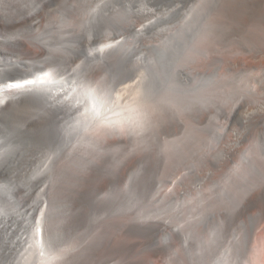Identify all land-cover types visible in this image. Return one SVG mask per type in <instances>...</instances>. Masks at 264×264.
I'll return each instance as SVG.
<instances>
[{
	"label": "bare ground",
	"instance_id": "6f19581e",
	"mask_svg": "<svg viewBox=\"0 0 264 264\" xmlns=\"http://www.w3.org/2000/svg\"><path fill=\"white\" fill-rule=\"evenodd\" d=\"M14 1L16 3H13ZM23 1L27 8L23 7ZM45 2L48 0H0V26L11 21L14 22L12 28H20L9 34L0 32V264H71L80 256L77 251L84 248V239L95 231L93 229L98 226L97 222L102 220L105 213L112 218L122 213L134 214L128 225V232L135 229L144 237L155 235L162 227L157 220L170 219L171 224L174 222L175 226H163L160 245L164 251L177 258V245H181L186 257L200 259L198 264H253L252 241L264 219V102H260L262 99L259 100L255 95L258 93L255 92L256 88L254 95V92L246 94L251 96L250 100L261 103H255L258 105L255 110L259 115L253 121V126L251 125L257 128L254 129L258 130L257 137L254 138L251 148L240 154V164L234 167V170L231 168L235 176L229 177L231 183L217 192L219 195L216 203L229 207L230 213H221L217 215L219 217H203L202 211L195 215L193 208L185 209L186 196L184 198L182 194L184 199L180 200L183 202H179L177 196H182L177 195V185L184 184L185 178L189 176L187 171L180 181L173 183L169 193L163 195L157 188L153 199L148 200L150 189L146 182L150 169L147 168L148 164H145L147 169L144 170L143 164L135 162L136 166L139 165L136 167L138 170L135 169L138 172L133 170L131 175L129 173L125 187L110 195L109 200L117 197L121 200L109 206L108 210H92L86 225L87 228L93 227L90 228L91 231L85 232L84 235L78 231L77 235H72L71 231L69 235V231H62L57 225L58 220L65 215L60 211L65 208L61 207L63 203L60 205L58 202L62 197L56 198L57 191L63 187L57 183L64 182L58 180L64 169L85 172L99 169V160L105 150L109 153L112 150L116 152L128 148L126 152L122 151L125 156L122 155L123 158L119 162L123 169L130 155L134 156L131 153L136 149L144 151V147L153 144L159 145L161 149H172L178 144L179 137H174L178 140L170 141L168 138V141L163 138L164 141H160L156 138V133L151 136L146 134L147 129L153 126L156 128L158 122L165 120V108L181 112L197 105L203 108L206 100L210 101V93L216 90L215 77L204 74L192 79L179 69V65L205 38L208 29L202 19L205 17L206 20L213 21L212 13L217 9L216 4L207 5L194 19L182 23L177 34L170 36L162 35L160 31L164 32L179 23L172 19H161L158 23L152 21L136 29L133 25L135 18L142 15L147 19L150 15L145 16L143 7L134 1L111 2L99 13L88 8L90 12L85 15L82 33L80 29V34L78 31L79 35L76 36H54L50 31L34 34L31 41L41 46L45 53L42 56L30 55V58L23 60L22 54L14 55L10 51L22 53L26 50L27 43L23 38L30 34L25 35L22 29L30 30V27H33L26 25L32 20L37 22V15ZM174 2L175 0H172L171 4ZM18 19L21 20L17 21ZM124 31L128 32V38H122ZM118 33L121 34L117 35ZM111 34L117 35L114 40L102 46L92 47L98 40ZM155 34L161 36V40L164 39V44L154 46L146 54H142L141 51L145 50L140 46L143 36L148 35L150 38ZM77 44L86 49L87 61H81L80 65L75 67L72 65L66 69L59 68L60 72L50 67L53 66L50 60L56 65L59 62L66 64L68 61L82 60V57L73 51L77 49ZM44 60L47 62L43 63ZM28 62L30 64H26ZM141 70L146 73L144 83H140L142 85L124 86L126 88L116 91L119 84H126L133 73ZM139 86V90L135 91ZM234 90L231 88L225 94V99L234 97ZM263 93L261 95L264 96ZM240 101H232L230 106L226 104L221 108L225 122L221 126L215 123L209 129V139L211 136V139L216 138L215 141L220 140L227 134V130L231 131L236 115H243L245 120L253 118L251 106L249 107L253 102L249 104L247 101L248 105ZM218 129L224 133H220V130L218 132ZM207 139H204V143ZM26 142L45 151L39 160L36 159L37 165L32 162L26 166L22 163V160H29L27 156L33 158L37 151L30 150ZM154 151L151 150V153ZM148 154L145 155L149 157ZM155 154L157 156V153ZM182 154L179 163L186 162L194 167L195 161H200L199 156L197 158ZM171 155L173 154H170V157ZM233 155L235 156V153ZM221 156L220 152L213 158L219 161ZM167 163L171 167V163ZM174 165L175 163L172 166ZM215 182L216 180L213 181ZM196 191L199 196L197 203L201 204L206 195H203L202 189ZM60 194L63 196V193ZM29 200L31 203L28 206ZM66 204L64 205L68 207ZM254 208L259 211L243 224L242 236L235 233L232 235L233 239L226 243V223L231 222L230 218L234 219L235 215L238 217V213L251 212ZM185 211L188 214H183ZM197 215L198 218L193 219ZM183 220L189 221L188 225L180 226ZM157 246L158 243L154 245V249L157 250Z\"/></svg>",
	"mask_w": 264,
	"mask_h": 264
},
{
	"label": "rangeland",
	"instance_id": "374dc122",
	"mask_svg": "<svg viewBox=\"0 0 264 264\" xmlns=\"http://www.w3.org/2000/svg\"><path fill=\"white\" fill-rule=\"evenodd\" d=\"M118 1L120 0H48V2H45L43 9L37 15V22L32 20L26 25L27 27L30 25L33 27H30V30L28 28L22 29V32L25 31V35L28 33L30 34V36L27 35L23 38L27 43L25 47L27 51L23 50L24 52L22 53H16V51H10V49L7 51H10L14 55L22 54L21 57L23 60L30 58V55L42 56V54L45 53L44 49L35 42L31 41V37L35 36L34 34H41V32L43 33L45 31H50V34L54 36L62 34H68L69 36H76V34L79 35L80 31L81 33L83 32L82 24H84L85 15L87 12L93 10L99 13L100 11L104 10L105 6L109 3ZM131 1H134L136 4L143 7L145 16L150 15V17L147 19H144L145 17L143 18L142 15H139L138 18H135L133 25L136 26V29L144 24L149 22L151 23L152 21L158 23L161 21V19H172L175 22L178 21L179 23L177 25L165 30L164 32L160 31L162 35L166 36L177 34L182 23H184L186 20L194 19L195 15L202 12L204 8L210 3L216 4L217 9L212 13L213 21H208L205 17L202 19L208 29L205 38L199 47L179 65V69L184 71V73L192 79H195L198 75H213V78L215 77L214 86L216 90L210 93L212 94L210 96V101L206 100V105H204L203 108H199V105H197L196 107L190 108V110L188 109L181 112H173V110L170 108L163 109L165 120L158 122L156 124L157 127L155 126L156 128L153 126L151 127L153 128L152 130H149L151 128L147 129L146 134L151 136L156 133V138H158L160 141H164V139L168 140V138L170 141L173 139L178 140L174 137H179L178 144L176 145L177 147L175 146L172 149L166 150L161 149V147L157 144L156 146H153L154 144L149 145V147H144V151H146L145 154H148L149 152V157L144 154L143 149H136L134 150L135 152L133 151L131 153L134 156L130 155L132 158H128L129 161L128 163H125L123 169H121L122 166H119V162L123 158L122 155L125 156V153H122V151L126 152L128 148L119 151L115 150L116 152H113L112 150L109 151V153L107 150H105L103 152V157L99 160V169L94 168L89 172L79 170L72 171L73 169L71 168H66L65 171L64 169L65 176L64 173L61 172L60 174L62 176H59L58 179H61L64 182H60V180V184L57 183L58 186L63 187L60 189V191H57L56 198L58 199L62 197L60 198L62 202L60 199L58 202L60 205L63 203L61 207L65 208H62L60 211L63 215H65L62 217L60 216L61 218L58 220L57 225L59 229H63L67 232L69 231V235H71V231L72 235H75L77 231L83 235L85 232L91 231L93 227L87 228L86 225L92 210L96 212L102 209L108 210L109 206L120 201L121 198L119 197L109 200L110 195L112 192H120L127 184L131 173L138 172L135 171V169L138 170L136 167L142 164L143 168H145L144 170L147 168L150 169L149 172L146 171L148 172V174L146 173L147 177L149 176L146 185L150 189L148 191V200L153 199V193L155 190L157 191V188L160 189L163 195L169 193L172 189L173 183L180 181L187 171L186 174H189V176H187L183 182L185 185H177V195L182 196V198L177 196V199L183 200L186 196V201L184 202L185 209H188L189 207L193 208L195 215L202 211L203 217L217 216L221 213H230L229 211H231V209L229 207L226 208L223 203H216V198L219 195L218 193L221 191V189L227 188L226 186L229 184V182L231 183V181H229V177L233 178L234 175L232 174V171L234 170V167H237V165L240 164V154L246 150H249L248 148H251L255 140L254 138L257 137L258 130H254L257 128H253L252 124L255 123L253 121L256 119L257 115H259L255 109L261 103L258 104L253 99V101L250 100L251 96H248L247 94L252 93L257 89L255 92L258 93L255 94L254 92L252 95L255 94L259 100H264V96L261 95V93L264 92V0H175L173 4H171L172 0ZM13 3H16V1ZM24 4L25 3L23 1V7L26 6V4ZM27 7L28 6L24 8ZM19 20L21 19H18L17 21ZM13 24L14 22L11 21L4 22L3 25H1L2 27L0 26L1 34H9L10 32L13 33L14 31L20 29L18 26H14V28H12ZM120 24L122 27V23ZM122 33V38H128V32L126 33L124 31ZM120 34L121 33H118L117 35ZM117 35L111 34L104 36L101 40L96 42V46H102L106 42L114 40V37ZM160 44H164V39L161 40V36L155 34L149 38L148 35H145L143 36L142 43L140 44V46L145 48V50H142L141 52L142 54H146L148 51L153 49L154 46H158ZM45 62L47 61L44 60L43 63ZM80 62L81 59H77L75 62L68 61L66 64L59 62V64L56 65L55 62H51L50 60V63L53 65L50 67L55 69L57 72H60L59 68L66 69L72 65V67L79 66ZM26 64H30V62ZM145 76L146 73L144 71H136L129 77L126 84H119V88L117 87L116 91L122 90L129 86L134 87L136 85H142L140 83H144ZM247 83L248 85L250 84L251 88L247 85ZM230 85L231 88L235 89L232 93L234 97H232L233 99H225V94L231 89ZM214 86L212 87L213 89ZM140 87L141 86H139L135 91L139 90ZM244 93H247L246 96ZM247 97L248 99L246 100ZM226 100H228V102ZM262 100H260V102H264ZM232 101H240L245 104H248V102L249 104L253 102V104H248L249 107L251 106L250 108L253 113L251 116H253V118H249L250 120H245L243 119V115H236L233 120L231 131L227 130V134L220 140L215 141L216 138L214 137L211 139V136L209 139V129H211L215 123L221 126L225 122L222 116L221 108L225 107L226 104V106H230V102ZM189 129H192V131ZM219 130L220 129H218V132ZM187 133L192 134L188 135ZM220 133L223 134L224 131L220 130ZM216 135L217 133L214 131V136ZM206 137L208 138V141L204 143V139ZM31 144L26 142V145H29L28 147L30 150H37L36 152L41 151V149H39L40 147L36 148L33 146L34 144ZM187 147H189L188 149L190 150H188ZM151 150L154 152L151 153ZM141 152H143V154ZM220 152L222 153L223 157L221 156L219 161L217 159L215 160L213 158L214 155H217ZM114 153L116 155H114ZM155 153H157V156ZM182 153L186 154L187 156L193 155V157L196 156L197 158L199 156V163L198 161H195L194 167L186 162L181 163V161L179 163L178 161L181 157L180 155H183ZM234 153L235 156L233 155ZM170 154H173L171 157H174V159L170 157ZM204 154L206 155L203 156ZM26 158L29 160H22V163L23 165L27 166L33 162L34 158H32V156H27ZM140 158L142 159L143 163ZM175 158L176 162H174ZM115 159H117V161ZM225 159L228 161H225ZM139 161H141V163ZM135 162H137L139 165L136 166L137 164ZM167 162L171 163V167ZM174 163L175 167L172 166ZM145 164L146 166L148 164L150 168L148 166L146 168ZM186 164L190 168L188 166L186 167ZM67 169H70L71 171ZM66 172L67 174H70L67 175ZM230 174L232 175L230 176ZM214 180H216L215 183H213ZM59 188L60 187H58V190ZM197 189H202L203 195H206L205 200L201 204L197 203V198L199 197L196 195ZM60 192L63 193V196L65 193L67 197L64 196V198L61 196L62 194H60ZM182 194L184 195V198ZM65 200H67L68 203L65 202ZM179 202L183 201L180 200ZM30 203L31 200H29L28 206ZM64 204L70 207L68 208ZM28 206L26 208H29V211H31L30 207ZM258 211L259 210L257 208H254L251 210V212L242 211L237 214L239 215L238 217L235 215L234 219L230 218L231 222H227V220L226 222L229 223V225L226 223L224 228V233L226 231L227 234V237L224 239L227 241L226 243L233 239L232 235L235 233L239 236H242L243 224L247 223L249 218L255 216ZM65 212H67V214ZM32 213L35 214V212ZM136 213L137 212H135V214ZM100 214L103 215L102 212ZM183 214L186 215L188 212L185 211ZM133 216L135 215L122 213L114 215L112 218L110 215L105 213L101 218L102 220L97 222L98 226L93 229L95 231L92 232L89 237L84 239L85 250L84 248H81V251H77L80 256L76 257L71 264H149L151 261L153 264H170V262L172 264L200 263V259L197 257H193L192 259L186 257L183 253L181 245H177L179 258L162 249L163 246L161 247L160 243L162 231L164 229L163 226L172 227L174 225V222L171 224L170 219H168V221L166 219L167 222L163 219L157 220L160 224H162V227L159 228L155 235L144 237L139 234L138 230L135 229H132L131 232H128V225ZM106 218H110V221L106 220ZM196 218H198V215L193 217V219ZM105 221L108 222L106 223ZM188 223L189 221L183 220L179 225L186 226ZM252 242V246H254V250L252 252L253 264H264V219L259 224ZM157 243L158 246L156 247V250L154 249V245Z\"/></svg>",
	"mask_w": 264,
	"mask_h": 264
},
{
	"label": "water",
	"instance_id": "95a60500",
	"mask_svg": "<svg viewBox=\"0 0 264 264\" xmlns=\"http://www.w3.org/2000/svg\"><path fill=\"white\" fill-rule=\"evenodd\" d=\"M76 46H75V48H77V49H74L73 51L75 53H78V55L82 57L81 61L84 63V61H87L86 49L84 47H81L79 44H77ZM93 46H96V45H92V47ZM96 49L97 48H94V50H96ZM44 152H45L44 150L36 152L35 156L33 157L34 158L33 163H35V165L38 164V162H36V159L39 160L44 155ZM35 165L32 166V169L35 168ZM27 171H29V169Z\"/></svg>",
	"mask_w": 264,
	"mask_h": 264
}]
</instances>
